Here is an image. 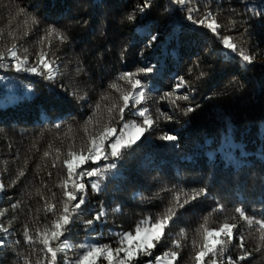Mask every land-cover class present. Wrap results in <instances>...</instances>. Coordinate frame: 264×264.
<instances>
[{"label": "trees", "instance_id": "trees-1", "mask_svg": "<svg viewBox=\"0 0 264 264\" xmlns=\"http://www.w3.org/2000/svg\"><path fill=\"white\" fill-rule=\"evenodd\" d=\"M142 2L0 0V28L5 31L9 19L15 16L19 7L38 14L41 29L49 24H57L61 28L67 26L71 42L57 47L58 41L53 38V51L64 63L73 61L69 68L74 67L76 62H82L85 70L78 78L74 73L72 79L66 74L56 83H49L30 73L0 69V76L6 77L0 81V179L5 184V190L0 191V212H4L0 216V224L9 227L13 233L8 238L9 244L17 239L21 241L20 250L27 249L23 239L25 225L34 232L37 226L42 228L51 219V214L45 218L44 200L36 195V189L39 188L49 200L51 192L59 198L61 189L57 185L66 174L62 169H52L50 160L49 168L37 174L36 164L49 143L65 150L72 140L77 146L81 144L84 133L80 126L91 114L88 103L97 101L101 93L108 95L103 104H110L119 97L118 92L109 88L110 83L116 82L120 87L130 89V85L117 77L122 72H133L143 66V60L137 53L142 46L145 27L159 31L164 47L171 51L170 56L164 57L161 55L163 49L151 54L145 50V57L153 62L160 58L165 65L163 74L150 81L154 90L146 106L153 116L157 108L173 115V105L159 98L164 92L172 91L175 83L173 76H183L193 84L196 92L194 99L177 100L176 103L180 109L189 104L195 106L196 103L201 107L187 117L176 110V119L172 122L159 121L152 133L154 143L144 144L127 157L120 175L109 179L104 191L96 194L89 188L85 207L98 211L103 203L108 214L95 223V231L91 233L85 231L83 222L92 219V215L78 216L69 233L71 242L78 245L90 235L102 234L100 243L116 247L117 238L110 235V229L113 232L133 231L145 217L162 213L175 192L184 189L191 195L192 189L205 187L208 189L207 197L201 196L184 209H179L171 227L172 238H177L181 228L187 233V239L182 240L185 247L177 264H191L190 257L194 252L191 241L196 229L204 223L205 216H209L210 227H217L225 221L237 223V231L246 236L247 248L252 249L259 242L255 227L249 230L235 208L244 207L247 215L255 214L257 218L264 215V157L261 156L264 152V54L246 67L235 54L227 58L229 50L222 48L217 37L207 29L195 28L183 21L184 13L180 11V6L171 5L169 0H152V7L146 10L143 17L137 12L134 22L123 19L137 3ZM199 3L202 12L206 8L219 11L226 26L230 19L236 20L235 29H221V35L239 37L248 28L251 36L246 35V44L241 46L251 51L257 48L264 50V16L256 17L245 11L246 6L257 10L264 8V0H199ZM6 6H10L11 11ZM165 6L174 8V15L165 13ZM232 9L237 15H230ZM23 19L12 20L13 27L18 23L21 25V34ZM84 20L88 23L83 24ZM41 34L42 31L31 33L22 41L23 46L34 54L38 47L35 40ZM125 45L128 52L122 61L119 53ZM197 57L208 73L200 81L194 79L198 73L193 61ZM33 58L34 55L30 56V60ZM189 66L193 67L192 75L188 73ZM61 83L81 94L87 92L88 103H78L68 92L61 91ZM53 88L54 93L50 92ZM186 91L180 89L179 94ZM213 93L219 95L206 99ZM221 111L229 117L227 128L218 116ZM130 118L126 116V119ZM55 124H60L61 128L57 130ZM69 126L73 131L66 137L64 133ZM168 130L179 133V149L172 147L171 142L156 139L160 132ZM57 136L60 138L57 139ZM20 170H25V176L12 185ZM48 171L53 173L51 177ZM183 198L182 195L181 200ZM18 201L19 207L12 209L11 205ZM217 204L225 205L223 212L214 211ZM117 205L120 211L113 212ZM170 245L171 239L165 240L156 247L154 254H162ZM229 254L235 259L240 254L239 249L230 246ZM74 255L75 251H69L61 257L66 259ZM146 259L141 258L139 264ZM257 260L259 264H264V258L258 256ZM0 264H16L13 247L6 246L0 250ZM241 264L255 262L242 261Z\"/></svg>", "mask_w": 264, "mask_h": 264}, {"label": "snow or ice", "instance_id": "snow-or-ice-1", "mask_svg": "<svg viewBox=\"0 0 264 264\" xmlns=\"http://www.w3.org/2000/svg\"><path fill=\"white\" fill-rule=\"evenodd\" d=\"M169 3L180 6V11L184 13L183 21L195 28L207 29L216 36L222 48L229 50L227 58L230 59L231 55L235 54L246 67L252 65L259 55L264 54V50L259 48L256 51H251L241 46V44H246L244 37L251 36L248 28H245L239 37L221 35V29L226 27L229 31L235 29V19H230L226 26L221 20L219 11L214 12L211 8H206L202 12L199 0H169ZM6 7L11 11L10 6ZM151 7L152 0H143L142 3H137L123 19L134 22L137 12L143 17L146 10ZM245 11L251 12L256 17L264 16V8L257 10L255 7L246 6ZM164 12L171 16L174 15L175 9L165 6ZM230 15H237L235 9L231 10ZM20 17H24L22 34L19 23L15 27L12 25V20H19ZM77 23H81V21H77ZM82 23L87 24L88 21L84 20ZM41 31L42 34L35 40L38 47L33 54L28 47L23 46L22 41L31 33ZM143 33L142 46L137 53L143 60V66L133 72H122L117 77L118 80L125 81L130 85V89H124L116 82L109 84V88L119 93L118 99L113 100L110 104L102 103L108 99L106 93H101L100 98L94 103H88L87 92L81 94L76 89H70L64 83L59 85L61 91L68 92L78 103L81 101L88 103L91 114L80 126L84 133V139L79 146L74 140L67 144L66 150L49 143L47 150L40 157V162L36 164L37 174L43 169L49 168V160L52 169H62L66 174L61 177L60 183L57 185L61 189L59 198L55 192H51L49 189L51 192V200H49L44 197L39 188L36 189V195L44 200L45 218L47 219L51 214V219L42 228L37 226L34 232L25 225L23 239L27 249L20 250L21 241L19 239L9 244L8 238L13 233L9 227L0 224V234H2L0 235V250L6 246L13 247L16 264H105V262L106 264H139L143 257L148 258L143 261V264H177L181 259V253L185 247L182 240L187 239V233L185 229L181 228L176 234L177 238H172L171 227L177 219L179 209H184L186 205L197 201L201 196L207 197L208 189L206 187L199 190L192 189L191 195L184 189L175 192L169 205L162 213L155 217H145L137 223L133 231L113 232L110 229V235L117 238L115 240L116 247H112L109 243H100L102 234L100 236L90 235L88 239L78 245L71 242L69 235L78 216L92 215V219L83 222L85 231L91 233L95 231V223L101 221L102 217H106L108 214L103 203L99 205L98 211L95 208L85 207L88 204L89 188L96 194L104 191L106 182L120 175V169L127 157L132 156L134 151L144 144L154 143L152 133L156 131L159 121L172 122L176 119V110L187 117L201 107L199 103H196L195 106L189 104L186 108L180 109L176 101L194 99L196 88L183 76H173L172 79L175 83L172 91L164 92L159 99L168 100L173 105L174 114L170 115L167 111L157 108L156 115L153 116L149 107L146 106L151 98V92L154 90L150 81L163 74L165 65L161 63L160 58L153 62L149 57H145V50L151 54L157 49H163L161 55L164 57L170 56L171 51L164 47L159 31H152V28L145 27ZM53 38L58 41L57 47L71 42L67 26L61 28L57 24H49L41 29V20L38 14L29 12L26 7H19L15 11V16L9 19L7 31L0 28V69H12L16 73H30L49 83H56L58 78L66 74L70 79L73 78V73L78 78L85 71L82 62H76L74 67L69 68L73 61L69 60L64 63L61 57L55 54ZM127 52L128 46L125 45L119 53L122 61ZM205 52L207 53V50ZM33 55L34 58L30 60V56ZM193 64L198 73L194 77L195 81L204 79L208 73L203 69L200 58L197 57ZM188 73L189 75L193 74L192 66H189ZM5 78L0 76V81ZM180 89L188 91L179 94ZM29 91L32 93L31 88ZM50 92L54 93L55 89H50ZM32 95L34 96V93ZM217 95L219 93H213L206 99L211 100ZM126 116L132 118L126 119ZM218 116L227 128L230 123L227 114L221 111L218 112ZM54 127L59 130L61 125L55 124ZM72 131L73 129L69 126L64 136L67 137ZM59 138L57 136V139ZM69 139L72 138L69 137ZM156 139L171 142V146L177 149L180 147L179 133L174 131H162L156 136ZM261 156L264 157V152L261 153ZM25 165H27V161H25ZM47 174L49 177L53 175L51 171H48ZM23 176H25V170L18 171L12 185H15L16 181ZM4 190L5 184L3 179H0V191ZM182 195L183 200H181ZM19 205L18 201L11 207L15 210ZM224 208L225 205L217 204L214 211L223 212ZM112 211L119 212L120 206L117 205ZM235 212L239 214L241 220L247 223L249 230L255 227V232L259 233V242L256 246L252 249L245 246L246 236L243 232L237 231V223L225 221L217 227H210L209 216H205L204 223L196 229L195 236L191 241L194 250L190 257L191 264H241L242 261L259 264L257 257L264 258V215L261 218H257L255 214L249 216L246 214V209L241 206L236 207ZM3 215L4 212H0V216ZM166 230H168L167 233ZM167 239H171L170 247L162 254L155 255L156 247ZM234 241H238V243L234 244ZM230 246L239 249L240 254L235 259L229 254ZM77 249L80 251H76ZM69 251H75L74 257L66 259L61 257V254L66 256Z\"/></svg>", "mask_w": 264, "mask_h": 264}]
</instances>
